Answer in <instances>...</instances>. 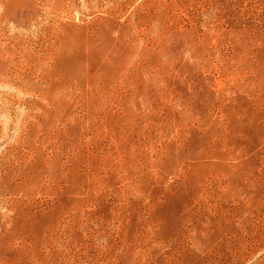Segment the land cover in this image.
<instances>
[{"label": "rangeland", "instance_id": "obj_1", "mask_svg": "<svg viewBox=\"0 0 264 264\" xmlns=\"http://www.w3.org/2000/svg\"><path fill=\"white\" fill-rule=\"evenodd\" d=\"M0 264H264V0H0Z\"/></svg>", "mask_w": 264, "mask_h": 264}]
</instances>
